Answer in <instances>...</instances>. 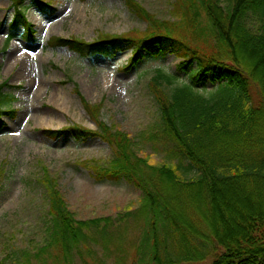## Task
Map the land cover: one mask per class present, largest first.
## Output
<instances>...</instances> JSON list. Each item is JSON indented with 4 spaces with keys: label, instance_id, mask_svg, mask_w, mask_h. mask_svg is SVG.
I'll list each match as a JSON object with an SVG mask.
<instances>
[{
    "label": "trees",
    "instance_id": "1",
    "mask_svg": "<svg viewBox=\"0 0 264 264\" xmlns=\"http://www.w3.org/2000/svg\"><path fill=\"white\" fill-rule=\"evenodd\" d=\"M14 10L6 44L19 26L33 40L32 26L24 17L25 0H11ZM41 13L52 15L44 0H30ZM85 1V0H83ZM127 9L147 24L140 35L98 34L91 42L76 38H50L48 45L66 47L82 58L111 57L114 42L132 49L126 70L145 54L156 57L168 51L179 62L175 70L188 82L169 93L164 84L172 76L157 75L148 82L159 121L143 142L99 121L101 103L80 102L97 126L91 131L76 125L66 130H45L59 137L67 130L75 137H98L112 159L107 165L84 161L95 181H125L141 194L138 215L149 216L150 257L154 264H264V0H176L172 20L160 21L135 0ZM186 36L212 43L198 49ZM198 42V41H197ZM2 106L12 99L2 92ZM212 87L211 90L207 88ZM207 95H203V92ZM150 142L163 153L166 165H151L134 147ZM137 157H136V156ZM39 184L46 200V237L38 251H4L0 264H71L82 261L88 232L111 219L79 221L56 190V181L42 168ZM105 231L103 229L102 233ZM105 235V234H103ZM102 235V236H103ZM101 236V237H102Z\"/></svg>",
    "mask_w": 264,
    "mask_h": 264
},
{
    "label": "rangeland",
    "instance_id": "2",
    "mask_svg": "<svg viewBox=\"0 0 264 264\" xmlns=\"http://www.w3.org/2000/svg\"><path fill=\"white\" fill-rule=\"evenodd\" d=\"M135 1L160 21L173 19L170 10L176 0ZM11 2L0 0V84L7 83L2 92L12 99L2 106L8 113L0 117V261L4 251L36 252L44 245L46 200L39 179L45 168L76 220L111 219L110 226L100 222L88 232V246L81 247L84 261L74 255L71 264H154L149 255V216L138 215L140 192L123 180L95 181L83 166L90 160L107 165L112 159L108 145L98 137L75 138L68 130L59 137L44 131L73 125L97 130L77 89L89 105L101 103L99 121L135 143L143 142L159 121L148 82L157 72L172 76L164 84L168 93L187 83V77L175 70L178 58L170 51L156 57L141 51L142 57L126 70L132 49L120 40L114 42L111 57L82 58L66 47L48 45L54 37L91 42L97 33L141 35L147 24L127 9L124 0H44L54 9L52 15L25 0L22 11L32 26L33 40H26L19 26L6 44L14 13ZM186 42L198 49L212 45L189 36ZM134 151L151 165L171 164L150 142ZM51 257L42 259L55 264ZM33 259L30 264H37Z\"/></svg>",
    "mask_w": 264,
    "mask_h": 264
},
{
    "label": "bare ground",
    "instance_id": "3",
    "mask_svg": "<svg viewBox=\"0 0 264 264\" xmlns=\"http://www.w3.org/2000/svg\"><path fill=\"white\" fill-rule=\"evenodd\" d=\"M40 123H42V122H40Z\"/></svg>",
    "mask_w": 264,
    "mask_h": 264
}]
</instances>
